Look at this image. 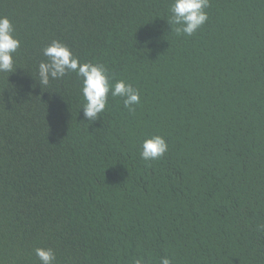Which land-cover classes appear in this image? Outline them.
<instances>
[{"label": "trees", "instance_id": "16d2710c", "mask_svg": "<svg viewBox=\"0 0 264 264\" xmlns=\"http://www.w3.org/2000/svg\"><path fill=\"white\" fill-rule=\"evenodd\" d=\"M172 0H0L21 44L0 73V264H264V0H210L192 36L167 23ZM113 83L83 115L75 73L41 88L52 41ZM36 80V81H35ZM161 135L165 155L140 146Z\"/></svg>", "mask_w": 264, "mask_h": 264}, {"label": "clouds", "instance_id": "9594fccd", "mask_svg": "<svg viewBox=\"0 0 264 264\" xmlns=\"http://www.w3.org/2000/svg\"><path fill=\"white\" fill-rule=\"evenodd\" d=\"M210 0H172L167 19L171 31L176 35L192 36L209 19L206 9ZM15 27L7 16H0V73L13 72L15 54L20 48V40L15 35ZM46 60H42L37 69L41 88L48 86L53 80H60L69 73H75L82 81L83 115L89 122L99 120L106 109L109 95L122 98L123 105L130 112H135V105L140 104L141 95L138 89L124 80L113 83L107 67L101 63L81 62L73 51L58 40L52 41L42 49ZM36 81V80H35ZM169 145L161 135L145 138L140 146V157L145 162L162 158ZM264 231V225L257 226ZM35 255L40 264H54L56 254L51 248H36ZM134 264H145L143 257L134 260ZM160 264H172L168 257H162Z\"/></svg>", "mask_w": 264, "mask_h": 264}]
</instances>
